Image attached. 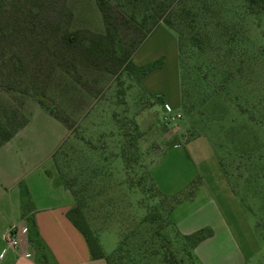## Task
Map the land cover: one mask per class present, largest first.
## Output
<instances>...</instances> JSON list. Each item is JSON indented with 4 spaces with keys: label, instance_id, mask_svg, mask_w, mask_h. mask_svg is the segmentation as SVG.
Segmentation results:
<instances>
[{
    "label": "rangeland",
    "instance_id": "obj_1",
    "mask_svg": "<svg viewBox=\"0 0 264 264\" xmlns=\"http://www.w3.org/2000/svg\"><path fill=\"white\" fill-rule=\"evenodd\" d=\"M187 4L214 14L198 22L201 49L186 28L161 23L132 56L135 68L118 78L79 60L54 63L44 101L66 123L30 94L0 88V116L26 121L0 147V251L2 233L20 221L19 201L28 206L30 193L64 186V177L82 193L103 252L123 248L120 264H166L167 240L179 264H264V12L245 0ZM65 11V30L105 35L95 0H66ZM118 38L126 46L130 34L120 30ZM189 98L199 106L188 109ZM166 106L180 114L174 125L163 120ZM154 190L167 198L194 191V198L168 213L171 202L152 197ZM207 204L227 231L213 224L215 238L194 260L174 227Z\"/></svg>",
    "mask_w": 264,
    "mask_h": 264
},
{
    "label": "trees",
    "instance_id": "obj_2",
    "mask_svg": "<svg viewBox=\"0 0 264 264\" xmlns=\"http://www.w3.org/2000/svg\"><path fill=\"white\" fill-rule=\"evenodd\" d=\"M116 1L118 9L114 11L111 0H95L105 27V35L96 36L89 33L82 34L79 31L69 32L63 28V25L68 22V15L65 11L66 0H0L1 90L20 95L30 94L50 115L66 123L56 116L52 108L44 101V89L53 73L54 63L70 67L79 60L86 66L103 70L118 78L120 73L135 68L132 65V56L159 24L162 23L176 32L183 27L186 28L190 32L193 43L199 48L196 42L199 41L198 33L201 32L198 22L203 16L209 19L214 17L212 10L198 9L197 4L188 6L187 0ZM245 1L247 9L252 11L259 7L264 12V0ZM120 30L130 34L128 44L122 47H120V38H118ZM182 46L181 44L180 47ZM230 51L229 49L228 53ZM28 67L30 72L27 70ZM197 78L198 83H203L205 80L204 77ZM39 82L42 83L41 86L37 85ZM200 102H204V99ZM188 103V109L199 106L196 100L192 101V98H189ZM18 118L17 116L10 118L0 116V147L10 141L25 126L26 121L18 120ZM67 128L70 129L68 123ZM61 179L64 187L74 198V206L67 212V218L83 235L92 258L103 259L106 264H120L123 248L118 247L109 255L103 252L98 237L85 221L82 193L73 188V182L68 178L62 177ZM193 195L194 191L186 196L178 195L172 198L162 196L155 190L151 194L152 197H160L161 202L167 200L171 202L168 213L174 204L184 198L190 199ZM150 217L148 213L143 223L148 222ZM174 229L176 238L184 245L189 258L194 260H196L194 249L213 234L209 228L200 229L189 235L181 234L176 226ZM30 239L33 241L32 238ZM168 243L167 240L160 247L164 251V262L179 264L174 254L167 249ZM43 259L46 262V259Z\"/></svg>",
    "mask_w": 264,
    "mask_h": 264
},
{
    "label": "crops",
    "instance_id": "obj_3",
    "mask_svg": "<svg viewBox=\"0 0 264 264\" xmlns=\"http://www.w3.org/2000/svg\"><path fill=\"white\" fill-rule=\"evenodd\" d=\"M47 177L49 179L48 175ZM29 196L28 206L25 207L22 199L19 201L20 221L10 225L1 235L3 239L4 235L14 228L19 246L9 248L5 244L0 251V264H106L103 259L92 258L83 235L67 218V212L74 206V198L69 190L55 183L43 190L40 195L30 193ZM193 198L194 195L190 199ZM215 223L226 233L221 212L207 204L179 219L175 225L183 235L205 228L212 231V236L203 240L194 249L200 257L202 256L200 249L215 238L216 228L213 225ZM30 238L33 241H30Z\"/></svg>",
    "mask_w": 264,
    "mask_h": 264
},
{
    "label": "built area",
    "instance_id": "obj_4",
    "mask_svg": "<svg viewBox=\"0 0 264 264\" xmlns=\"http://www.w3.org/2000/svg\"><path fill=\"white\" fill-rule=\"evenodd\" d=\"M166 109V113H165V116H164V122L165 124L167 125H174V122L179 120L180 119V114H173L171 115L170 113H172L171 109L169 107H165ZM24 231H26V229H24ZM4 241L6 243V246L9 247V248H17L19 246V240L16 236V232H15V229H11L8 231V233H6L4 235Z\"/></svg>",
    "mask_w": 264,
    "mask_h": 264
}]
</instances>
